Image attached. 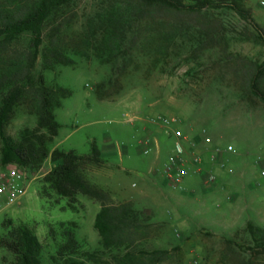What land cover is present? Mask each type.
<instances>
[{
	"label": "rangeland",
	"instance_id": "374dc122",
	"mask_svg": "<svg viewBox=\"0 0 264 264\" xmlns=\"http://www.w3.org/2000/svg\"><path fill=\"white\" fill-rule=\"evenodd\" d=\"M31 1L0 0V6ZM184 1L196 10L140 16L124 0H70L54 10L31 82L4 122V135L12 143L42 140L49 153H88L91 141L112 149L104 156L109 166L86 164L81 172L115 192L120 185L109 174L119 165L131 171L120 176L125 191L134 190L132 183L145 188L146 196L133 194L131 201L110 194L115 202L129 203L130 215L141 223L131 248L138 257L140 251L166 249L157 264H264V247L247 227L264 228V101L245 82L252 63L264 64V43L228 6ZM242 3L264 30V0ZM31 43L25 31L0 49V77L20 70ZM41 78L53 90L58 126L52 136L38 124L34 91ZM259 86L264 89V76ZM158 114L177 119L170 128L180 129L189 142L201 134L214 155L224 154L223 173L214 182L189 173L180 187H171L165 165L174 138L149 121ZM147 136L156 143L144 154L140 143ZM2 147L0 138V158ZM3 165L23 170L28 186L20 204L0 211V239L25 225L42 242L43 264H65L57 249L70 229L80 245L73 257L81 264H132L124 247H103L93 225L98 202L48 187L45 176L54 167L49 156L36 165ZM13 261L0 245V264Z\"/></svg>",
	"mask_w": 264,
	"mask_h": 264
},
{
	"label": "trees",
	"instance_id": "16d2710c",
	"mask_svg": "<svg viewBox=\"0 0 264 264\" xmlns=\"http://www.w3.org/2000/svg\"><path fill=\"white\" fill-rule=\"evenodd\" d=\"M70 0H33L12 7L0 6V49L6 48L20 33L28 31L32 34L31 49L24 54L20 70L11 76L0 77V138L3 141L0 162H16L20 166L36 165L49 156L54 167L45 176L48 187L61 196L73 197L76 194L87 196L99 203L93 225L101 238L104 248H125L126 260L132 264H157L168 254L166 249L140 251L138 257L131 248L134 242V233L141 227V223L130 215V205L127 202H115L110 193L87 180L82 172V166L89 164L103 166L105 160L94 141L90 142L88 153H78L75 150L54 148L48 152L44 142L36 143L20 141L12 143L3 131L4 122L13 112L14 105L24 96L26 87L32 79V70L39 55V48L43 41L44 25L52 12ZM132 6V11L140 16L151 15L158 10L195 11L192 3L184 0H124ZM199 4L209 3L210 0H193ZM214 4L226 5L243 19L248 21L257 32V39L264 43V30L253 20L249 10L242 0H213ZM212 3V2H210ZM264 76V64L252 63L245 74L248 91L264 101V89L259 82ZM36 87L34 93L38 103V124L45 127L49 135H56L57 123L52 112L53 90L43 83ZM247 227L253 241L258 247H264V228ZM64 242L58 245L59 254L65 264H81L73 256L77 254L80 245L70 229L63 231ZM0 245L14 256L13 264H43L41 258L42 242L25 225H18L10 231L7 237L0 239Z\"/></svg>",
	"mask_w": 264,
	"mask_h": 264
},
{
	"label": "built area",
	"instance_id": "2783aa9c",
	"mask_svg": "<svg viewBox=\"0 0 264 264\" xmlns=\"http://www.w3.org/2000/svg\"><path fill=\"white\" fill-rule=\"evenodd\" d=\"M149 121L164 130L167 135L174 138L173 150L168 156V161L165 165V173L171 187H180L190 172L187 152L183 146L185 136L180 129L169 130L170 126L177 122L175 118H169L158 114L151 117ZM209 141L210 139L208 137H204L205 143ZM155 143L156 139L150 136L145 137L141 141L142 152L148 154ZM227 150L235 152L231 145L227 146ZM191 161L193 163H199L200 157L193 155ZM214 181L215 176L212 174H209L205 179V183H212ZM27 186L28 179L23 170L16 165H3L0 163V211L16 203L20 204L21 199L26 194Z\"/></svg>",
	"mask_w": 264,
	"mask_h": 264
},
{
	"label": "crops",
	"instance_id": "0c3cea01",
	"mask_svg": "<svg viewBox=\"0 0 264 264\" xmlns=\"http://www.w3.org/2000/svg\"><path fill=\"white\" fill-rule=\"evenodd\" d=\"M169 130H172L171 128H169ZM163 135H167L165 131H160ZM168 137V136H167ZM141 144V143H140ZM184 144H185V149L187 150V156H188V166L190 169V172L192 176H196L198 175L203 183H205V179L209 174L215 175V176H219L223 173L222 169H220L221 164V158L224 154H222V152L220 150H217V152L215 151L216 155H214V150H212L204 141L202 138L201 134H196L192 140L189 142V138H185L184 140ZM100 154L102 156V158L105 160L104 156L107 154H113L114 151L110 148H103L100 149ZM193 155L199 156L200 157V162L199 163H193L191 161V157ZM213 158V160H212ZM105 164L108 165V161L105 160ZM104 164V165H105ZM112 167V166H110ZM152 171V170H151ZM122 172L124 174H129L131 171L127 170V169H120V166L117 165L115 167H113V171L112 173L109 174V176H113L114 180L116 181L117 185L119 186V190L120 191H115L113 192V190H107L114 199H116V197L118 199H120L121 201H131V199L134 198L133 194H139L142 196H146L145 194V188L144 187H138L137 183H132V187L134 188V190L132 191H125V187H123L119 182H120V176L122 174ZM216 178V177H215ZM91 183L96 184L95 182H93V180H90ZM166 182V181H165ZM97 186H99L98 184H96ZM101 187V186H99ZM103 188V187H101ZM104 189V188H103ZM106 190V189H105ZM123 191V193H121Z\"/></svg>",
	"mask_w": 264,
	"mask_h": 264
}]
</instances>
